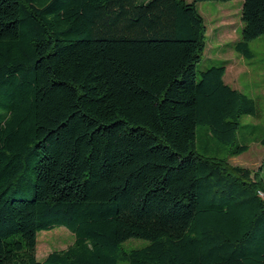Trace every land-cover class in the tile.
I'll return each instance as SVG.
<instances>
[{"label":"trees","instance_id":"1","mask_svg":"<svg viewBox=\"0 0 264 264\" xmlns=\"http://www.w3.org/2000/svg\"><path fill=\"white\" fill-rule=\"evenodd\" d=\"M198 1L0 0V264H264V158L228 162L264 145L239 123L257 102L226 61L197 72ZM241 20L249 59L264 0ZM199 125L228 157L195 150ZM56 226L74 241L37 260Z\"/></svg>","mask_w":264,"mask_h":264},{"label":"rangeland","instance_id":"2","mask_svg":"<svg viewBox=\"0 0 264 264\" xmlns=\"http://www.w3.org/2000/svg\"><path fill=\"white\" fill-rule=\"evenodd\" d=\"M190 1V0H187ZM196 7L204 19L205 48L197 63V72L213 65L226 61V70L223 79L234 88L248 94L257 102L259 116L244 115L239 119L240 125L256 124L259 128L252 135L264 132V34L259 35L249 43L252 57L247 59L232 47V43L241 39L242 0H203L196 2ZM244 126L240 131L249 132ZM241 134V132H240ZM238 133L233 144H241L242 137ZM232 143L222 142L211 135L208 127L199 125L196 130L195 150L206 156L228 157ZM264 158V145L250 142L242 153L228 157L233 165L248 167L256 170ZM261 176L264 180V165ZM36 258L44 260L45 256L53 251L64 249L74 241V234L64 226H56L49 230L37 233ZM146 240L130 238L124 242V247L141 246ZM124 264V263H120Z\"/></svg>","mask_w":264,"mask_h":264},{"label":"crops","instance_id":"3","mask_svg":"<svg viewBox=\"0 0 264 264\" xmlns=\"http://www.w3.org/2000/svg\"><path fill=\"white\" fill-rule=\"evenodd\" d=\"M226 70V69H225Z\"/></svg>","mask_w":264,"mask_h":264}]
</instances>
